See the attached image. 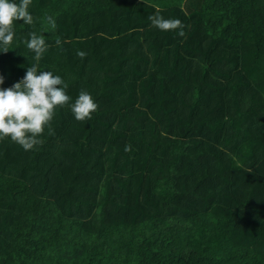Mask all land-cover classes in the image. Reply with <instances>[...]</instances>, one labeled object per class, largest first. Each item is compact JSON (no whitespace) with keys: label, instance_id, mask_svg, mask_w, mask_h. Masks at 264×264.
Returning a JSON list of instances; mask_svg holds the SVG:
<instances>
[{"label":"trees","instance_id":"obj_1","mask_svg":"<svg viewBox=\"0 0 264 264\" xmlns=\"http://www.w3.org/2000/svg\"><path fill=\"white\" fill-rule=\"evenodd\" d=\"M29 11L0 53L2 86L38 63L72 99L32 150L0 139V264H264V0ZM32 32L48 45L38 61ZM82 90L98 108L78 121Z\"/></svg>","mask_w":264,"mask_h":264},{"label":"clouds","instance_id":"obj_2","mask_svg":"<svg viewBox=\"0 0 264 264\" xmlns=\"http://www.w3.org/2000/svg\"><path fill=\"white\" fill-rule=\"evenodd\" d=\"M30 4L31 0H0V53L12 50L14 21L27 25L33 23ZM47 19L54 25L52 17ZM150 19L160 30L181 29L179 35H183V25L179 19ZM26 44L37 61L48 47L43 35L35 32L29 34ZM3 84L4 77L0 75V139L8 138L25 151L32 150L41 144V136L53 119L56 108L71 101L67 94L68 85L53 71H43L38 63L26 67L24 76L10 87H3ZM97 108L94 97L86 90L80 91L70 104L72 115L78 121L90 119Z\"/></svg>","mask_w":264,"mask_h":264}]
</instances>
